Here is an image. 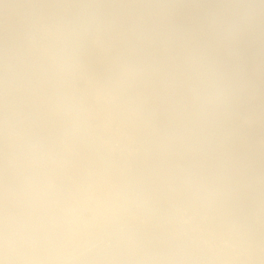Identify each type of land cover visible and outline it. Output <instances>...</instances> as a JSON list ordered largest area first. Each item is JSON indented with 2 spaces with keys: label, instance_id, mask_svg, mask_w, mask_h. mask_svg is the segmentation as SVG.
<instances>
[{
  "label": "clouds",
  "instance_id": "obj_1",
  "mask_svg": "<svg viewBox=\"0 0 264 264\" xmlns=\"http://www.w3.org/2000/svg\"><path fill=\"white\" fill-rule=\"evenodd\" d=\"M0 264H264V0H0Z\"/></svg>",
  "mask_w": 264,
  "mask_h": 264
}]
</instances>
